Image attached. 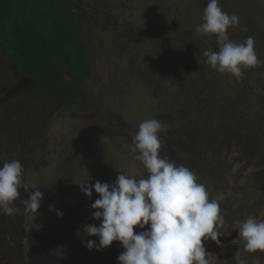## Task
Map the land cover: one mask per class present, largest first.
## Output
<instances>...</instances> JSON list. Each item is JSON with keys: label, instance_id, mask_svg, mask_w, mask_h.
Listing matches in <instances>:
<instances>
[{"label": "trees", "instance_id": "trees-1", "mask_svg": "<svg viewBox=\"0 0 264 264\" xmlns=\"http://www.w3.org/2000/svg\"><path fill=\"white\" fill-rule=\"evenodd\" d=\"M104 1L0 0V84L13 88L25 83L17 94L0 103V166L5 160H19L28 189L21 188L14 202L19 213H0V264H33L34 254L46 253L38 245L43 244L40 240L36 253L30 240L23 242L25 228L17 232L26 214L22 200L29 194L27 176L40 168L39 155L49 143L53 118L77 114L92 103L88 82L93 75V46L84 39L87 26L107 34L126 75L148 90L153 108L146 119L156 118L168 125L159 138L179 147L180 161L196 174L198 183L206 185L210 200H215L212 191L229 192L224 174L231 164L226 160L230 154H238L242 170L236 178L245 171V182L234 190L235 197L216 200L232 238L241 239L239 229L233 227L236 222L264 207V22L247 15L241 29H228L229 38L238 43L253 37L261 61L244 70L237 81L205 62V50L218 51L216 36H201L192 49L180 30L171 31L169 25L158 22V14L140 25L121 21L114 12L116 0L112 4ZM176 3L161 8L179 10ZM147 5H151L149 1ZM177 20L172 15V22ZM173 27L178 29V25ZM135 116L139 123L145 120L140 113ZM57 196H51L48 204L66 201V195ZM218 230L221 233L220 225ZM137 231L140 229H134ZM218 246L210 239L204 241L206 252L214 253ZM259 255L264 257V251L234 255L225 264Z\"/></svg>", "mask_w": 264, "mask_h": 264}, {"label": "rangeland", "instance_id": "rangeland-1", "mask_svg": "<svg viewBox=\"0 0 264 264\" xmlns=\"http://www.w3.org/2000/svg\"><path fill=\"white\" fill-rule=\"evenodd\" d=\"M148 1L152 6L146 7ZM172 1H177L179 10L174 11L172 8L166 11L161 8ZM104 2L112 4L114 0ZM207 3L208 0H116L113 7L121 21L139 25L147 23L153 15L158 14V22L169 25L168 29L171 31L180 30L189 46L194 49L201 37L194 30L203 22ZM219 6L230 16L235 14L239 17L238 25L229 28L233 32L241 29L242 20L247 15L264 22V0H219ZM151 10H154L152 14ZM174 14L178 20L172 22ZM174 25H178V29ZM84 39L93 46V75L88 82L92 103L77 114L57 115L53 118L48 129L49 143L39 155L42 159L40 168L26 179L29 178V193L40 190L45 195L37 213H26L17 228L19 233L25 228L21 232V238L23 242L30 240V246H34V249L39 240L43 243L38 245L44 246L45 257L42 254L38 257L36 249L32 250L36 253L33 264H116L118 255L123 251L118 241L101 251H89L82 242L85 234H77V229H81L82 225L94 223L99 226L100 223L91 219L90 209V204L98 195L93 192L92 199L89 200L77 184L89 180V185L96 180L112 183L119 172L137 180L147 178L148 175L143 164L135 159L136 154L130 152L129 146L140 124L135 115L140 113L146 119L153 108L151 95L136 78L126 75L119 59L113 54L114 48L109 44L106 33L87 26ZM24 85V82H20L11 88L1 83L0 103L17 94ZM159 139L162 142L160 155L175 161L177 166L183 165L178 154L179 147L168 144L166 139ZM237 155L232 153L226 160V163L231 164L229 173L224 174L229 192L216 194L212 191L211 197L215 200L220 201L226 195L235 197L234 190L245 182V171L236 178L237 173L242 170V161L236 159ZM39 183L44 187L41 188ZM65 195L66 201L55 202L54 210L50 212L49 198L57 196L60 199ZM244 195L245 193L237 197ZM55 210L62 211L63 216L57 217ZM248 217L264 220V207L256 215H249L236 222L233 227L239 229ZM220 227L221 240L217 250L214 253L207 252L209 264H225L228 257L236 254L246 256L248 252L244 250L245 242L232 238L230 230L223 223ZM146 228L147 226L145 230ZM87 239L98 243L96 237ZM244 260L245 264H264V257L260 255Z\"/></svg>", "mask_w": 264, "mask_h": 264}, {"label": "clouds", "instance_id": "clouds-1", "mask_svg": "<svg viewBox=\"0 0 264 264\" xmlns=\"http://www.w3.org/2000/svg\"><path fill=\"white\" fill-rule=\"evenodd\" d=\"M202 19L194 31L200 36H216L218 51L203 52L205 62L216 72L229 73L239 81L244 70L261 63L253 37L239 43L229 38L228 29L238 25L239 17L224 12L219 0H208ZM167 129L168 125L156 118L145 119L132 137L129 150L143 164L147 178L137 180L119 172L112 183L96 180L89 185V180L77 184L89 200L93 192L98 195L90 209L91 219L99 221V226L85 224L82 232L77 229V234H85L82 242L89 251H101L118 241L123 251L116 264H209L204 241L220 244V206L209 199L206 185L197 182L192 170L160 155L159 134ZM21 188L28 190L22 164L16 159L5 160L0 166V213L21 211L14 206ZM42 200V191L30 192L22 200L24 213H37ZM48 210L53 211L54 206L49 205ZM55 212L57 217L63 216L62 211ZM137 227L140 231L134 233ZM87 237H96L98 243ZM238 237L245 242L246 252L264 251V220L248 217L240 225ZM238 264L245 260L239 259Z\"/></svg>", "mask_w": 264, "mask_h": 264}]
</instances>
